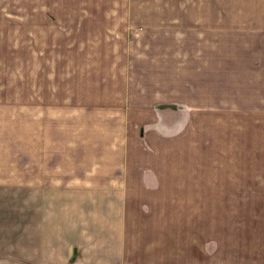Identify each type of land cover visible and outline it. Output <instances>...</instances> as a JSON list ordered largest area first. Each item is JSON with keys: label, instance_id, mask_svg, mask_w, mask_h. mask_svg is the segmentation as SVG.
I'll return each instance as SVG.
<instances>
[{"label": "crops", "instance_id": "crops-1", "mask_svg": "<svg viewBox=\"0 0 264 264\" xmlns=\"http://www.w3.org/2000/svg\"><path fill=\"white\" fill-rule=\"evenodd\" d=\"M16 3L3 9L51 22L56 35L176 37V49L162 46L164 59L177 52L175 67L188 57L200 74L264 69V0ZM133 72L144 93L126 82L130 91L115 96L121 106L105 114L108 126L99 118L91 133L84 177L98 191H0V264H264V188L244 195L245 158L226 139L198 138L197 92L194 138L171 140L191 124L183 115L176 129L165 128V108H175L165 105V61ZM168 160L177 166L165 172Z\"/></svg>", "mask_w": 264, "mask_h": 264}, {"label": "rangeland", "instance_id": "rangeland-1", "mask_svg": "<svg viewBox=\"0 0 264 264\" xmlns=\"http://www.w3.org/2000/svg\"><path fill=\"white\" fill-rule=\"evenodd\" d=\"M4 1L0 15L10 19L0 18V191H98L84 177L92 167L86 163L93 157L91 133L99 118L108 126L105 114L121 106L118 95L130 91L126 82L131 79L132 91L144 93L132 69L143 71L153 61H165V105L175 106L165 108V128L176 129L183 115L191 124L171 140L194 138L189 112L200 101L196 92L201 94L197 112L204 133L198 138L226 139L245 158L244 195L256 184L264 188V69L253 74L254 69L219 67L200 74L188 57L186 67H175L182 60L177 52H165L164 59L162 46L176 49V37L56 35L51 22L27 13L14 18ZM9 1L18 7V0ZM172 166L177 165L165 161V172ZM109 167L100 169L111 176Z\"/></svg>", "mask_w": 264, "mask_h": 264}]
</instances>
